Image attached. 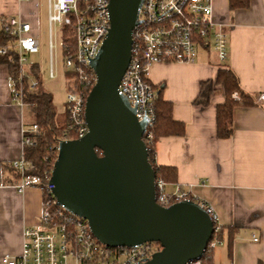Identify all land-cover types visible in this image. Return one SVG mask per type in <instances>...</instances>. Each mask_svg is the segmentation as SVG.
Instances as JSON below:
<instances>
[{
    "label": "crops",
    "instance_id": "obj_1",
    "mask_svg": "<svg viewBox=\"0 0 264 264\" xmlns=\"http://www.w3.org/2000/svg\"><path fill=\"white\" fill-rule=\"evenodd\" d=\"M46 16H47V0ZM212 16L225 24L228 56L224 62L200 49L193 63L162 62L149 66L147 78L161 85V96L172 105L173 119L184 124L181 136H162L155 143L157 165L174 168L179 185L206 201L217 215L226 246L220 256L213 250V264H261L264 262V0H249V7L229 10L228 0H211ZM40 0H0V16H14L31 26L37 37ZM230 68L250 103L232 111V135L221 139L216 131V107L224 94L209 105H195L200 84L214 79L219 69ZM8 67L0 64V264L17 256L25 227H38L43 193L29 187L18 193L3 183L4 164L22 158L21 129L25 109L12 102ZM240 96V95H239ZM241 97V96H240ZM238 101V100H236ZM228 230L233 231L228 256ZM257 238L256 241L253 238Z\"/></svg>",
    "mask_w": 264,
    "mask_h": 264
},
{
    "label": "built area",
    "instance_id": "obj_2",
    "mask_svg": "<svg viewBox=\"0 0 264 264\" xmlns=\"http://www.w3.org/2000/svg\"><path fill=\"white\" fill-rule=\"evenodd\" d=\"M108 6L109 0H47L50 59L56 48L52 41L55 27H71L75 47L72 54L64 57V63L83 86L92 88L96 82L91 63L109 32ZM0 31L11 37L6 46H0V55L9 52L16 55L15 75L9 73L8 77L11 99L15 105L24 108L25 79L28 80L29 91H35L39 85V80L29 73L34 63L28 60L39 52L38 38L32 34L29 23L14 16H0ZM132 39L131 60L117 91L134 108L136 119L145 121L142 140L147 145L152 138L150 129L156 120L154 103L157 98L147 78L149 66L162 62L193 63L200 49L214 53L220 62H224L228 56L227 35L225 24L213 19L211 0H141ZM48 77H56V68L51 61ZM89 92L76 90L67 82L64 108L68 114L66 133H75L77 139L87 133L84 109ZM231 98L241 100L237 92H232ZM255 100L264 103V92L259 93ZM38 133L36 124L23 126L22 147L31 146ZM9 164L20 174V179L11 185L18 193L35 187L48 198L43 199L40 225L23 229L19 254L3 257L2 264H142L158 251L154 242L131 247H111L101 243L86 219L57 201L50 183L51 173L44 177L27 174L34 167L23 156ZM154 187L155 201L160 206L168 207L183 200L194 201L201 206L213 224L206 249L212 250L222 244L219 237L221 226L210 204L179 185L168 190L167 183L162 179L155 178ZM188 264L201 262L198 258Z\"/></svg>",
    "mask_w": 264,
    "mask_h": 264
},
{
    "label": "water",
    "instance_id": "obj_3",
    "mask_svg": "<svg viewBox=\"0 0 264 264\" xmlns=\"http://www.w3.org/2000/svg\"><path fill=\"white\" fill-rule=\"evenodd\" d=\"M140 3L109 0V32L91 63L96 82L85 101L87 133L59 142L50 183L57 201L86 219L101 243L157 242L161 249L142 264H188L204 253L212 221L194 201L156 203L155 174L142 140L146 123L117 91L131 60Z\"/></svg>",
    "mask_w": 264,
    "mask_h": 264
},
{
    "label": "trees",
    "instance_id": "obj_4",
    "mask_svg": "<svg viewBox=\"0 0 264 264\" xmlns=\"http://www.w3.org/2000/svg\"><path fill=\"white\" fill-rule=\"evenodd\" d=\"M229 10L244 9L249 7V0H228ZM62 37V55L68 56L74 52V31L71 27H61ZM11 40V37L0 31V46H6ZM0 64H6L8 72L15 75L16 55L9 52L7 55H0ZM29 73L32 77L39 80V85L35 91L28 90V80L24 81V96L23 101L29 107L32 117V124L38 126L39 133L34 139L31 146L23 147L22 156L25 161L33 165L34 169L27 172V174H35L40 177L49 175L52 172L53 165L58 156L59 142L64 139H77V135L73 132L67 131L68 114L63 111V123L59 115H57L56 108L52 101L50 93L46 92L41 84L39 69L34 64ZM68 83L76 90L83 89L89 92L91 87L80 84L76 76L72 72H66ZM157 93L155 100V115L156 120L150 129L152 133L151 141L147 143L148 159L153 168L155 178L162 179L165 182L174 181L176 179V171L174 168L167 166H160L155 161V143L159 137L162 136H181L184 133V124L173 119L172 105L161 96V85L153 86ZM232 92H237L241 96L240 103H250L248 96H246L240 89L237 76L230 68L219 69L214 79H208L201 82L199 94L194 100L195 105L207 106L212 97L219 93L224 94V101L216 107V131L217 136L221 139H228L232 135V111L233 107L239 101L231 98ZM65 110V109H64ZM66 135V136H65ZM100 154V151H97ZM2 171L8 176L4 178L3 183H16L20 179V174L10 164H4ZM48 196L43 194V199ZM220 239H223L224 232L221 228L219 232ZM233 231L228 230V256L231 254V242ZM155 245L159 243L154 242ZM201 264H213V250L206 249L199 258Z\"/></svg>",
    "mask_w": 264,
    "mask_h": 264
},
{
    "label": "rangeland",
    "instance_id": "obj_5",
    "mask_svg": "<svg viewBox=\"0 0 264 264\" xmlns=\"http://www.w3.org/2000/svg\"><path fill=\"white\" fill-rule=\"evenodd\" d=\"M41 8H40V17L38 21V29H37V38L39 42V52L34 54L28 58L29 62H32L38 66L39 69V76L41 84L44 90L51 94L53 104L56 108L57 115L61 120V124L63 123V111L65 108L66 103V96H67V82L68 78L66 77V72L68 69L64 63V57L62 55V48H61V27L57 25L55 27V36L53 40L55 42L56 48L54 54L50 59V52H49V34H48V24H47V16H46V5L45 0H40ZM212 58H215V54L212 53ZM218 59V58H217ZM50 61L54 64L56 68V77L49 78L48 71H49V64ZM159 86V85H158ZM25 122L28 124H32V117L29 111V107L25 105ZM73 140V139H69ZM100 155V154H99ZM157 250L161 249V246H155ZM226 246L222 243L217 245L214 248V252L219 253L220 256L225 254Z\"/></svg>",
    "mask_w": 264,
    "mask_h": 264
},
{
    "label": "bare ground",
    "instance_id": "obj_6",
    "mask_svg": "<svg viewBox=\"0 0 264 264\" xmlns=\"http://www.w3.org/2000/svg\"><path fill=\"white\" fill-rule=\"evenodd\" d=\"M65 111V110H64Z\"/></svg>",
    "mask_w": 264,
    "mask_h": 264
}]
</instances>
